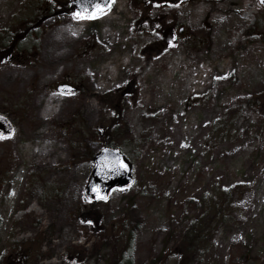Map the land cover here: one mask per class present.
Returning <instances> with one entry per match:
<instances>
[{"label": "rangeland", "instance_id": "374dc122", "mask_svg": "<svg viewBox=\"0 0 264 264\" xmlns=\"http://www.w3.org/2000/svg\"><path fill=\"white\" fill-rule=\"evenodd\" d=\"M64 2L0 0V39L12 26L27 31L16 48L0 51V112L16 125L12 137L0 139V258L5 264H154L166 256L164 264H177L171 252L194 219L195 198L216 187L243 193V221L221 232L205 261L264 264V95L256 109L242 103L228 140L211 153L202 150L211 147L204 140L219 113L242 94H264V6L258 0H153L151 6L114 0L109 13L78 20ZM152 9L160 27L143 24ZM173 24L169 43L163 35ZM90 40L98 47L91 62ZM82 48L85 58L78 61ZM231 72L234 82L216 86L215 78ZM81 77L88 94L57 93L61 83L80 86ZM122 89L128 97L119 101ZM108 91L118 103L104 110L101 96ZM79 106L89 125L125 120L136 138L121 146L134 184L96 205L97 213L107 210L102 221L87 210L83 193L99 128L85 148L62 130ZM125 218L130 251L115 262L111 238ZM15 246L22 257L14 260Z\"/></svg>", "mask_w": 264, "mask_h": 264}, {"label": "trees", "instance_id": "16d2710c", "mask_svg": "<svg viewBox=\"0 0 264 264\" xmlns=\"http://www.w3.org/2000/svg\"><path fill=\"white\" fill-rule=\"evenodd\" d=\"M66 5V12L71 16L72 8L70 6L69 0H64ZM147 1L146 5L150 3L151 6L153 0H145ZM200 1V0H199ZM148 6V5H147ZM153 10V9H152ZM151 12H144L143 16H151ZM43 13H46L43 11ZM53 12H50L51 15ZM148 13V15H147ZM48 15V16H49ZM16 26H12V28H8L5 33H1L0 39V51H3L4 48H8L11 45V48H16V45L20 42L18 39L21 35L24 34V31L21 27H19L18 32L14 28ZM95 29V28H93ZM89 43V42H88ZM200 44V43H198ZM89 47L88 44H86ZM90 46L93 47V52L85 53L86 58L90 60L95 57V53H97L98 47L95 44V41L90 40ZM86 48V47H84ZM76 52L77 60L79 61L83 57V49ZM85 58V57H83ZM87 63V64H90ZM81 83L79 93L73 96H78L80 94L86 95L89 92V88L81 77ZM234 82L235 78L233 72H231L225 78L219 76L214 79V83L216 86L221 82ZM84 82V83H83ZM129 91L130 87L126 88ZM126 89H122L120 91L119 99L116 96L108 91L102 94V103L105 105L104 110H107L109 105H114L118 103V100H125L127 96ZM210 93L207 92L204 94L202 105L205 106L208 104ZM264 94L259 93H248L242 94V101L238 102L237 105H232L229 108H225L221 113L216 116V119L213 124H211L209 128L210 138L209 140H204L205 143L211 145V147H203L202 150L206 153L212 152L214 149L218 147L219 144L228 140V137L232 135L237 129L238 120L241 116V112L244 111L242 108V103L245 104L249 109H256L257 106H260V98ZM118 99V100H117ZM193 99V98H191ZM198 98H195V103L198 102ZM123 104V103H122ZM17 108V106H14ZM0 113L9 117L8 113L5 111H1ZM118 118V117H115ZM264 120V116L262 117ZM76 120L81 121L79 125L75 124ZM99 128L100 133V142L98 143V150L102 147H113V148H121V146L125 143L134 144V137L132 133V128L127 124L125 120L114 122V119H111L110 122H107L105 126L99 127V124L89 125L87 121L83 117V113L81 107L74 110V116L67 121V126H65L62 130L64 134L67 136H74V140L78 141V145L82 146V148L86 147V143L89 141H94L97 132L96 130ZM87 129H90L87 131ZM105 134H108L106 137ZM137 142H142L140 139ZM206 149V150H205ZM210 152V153H211ZM93 154H91L92 158ZM209 153V154H210ZM132 163V162H131ZM243 193L239 194L237 191H233V189H213V191L202 193L195 198L194 203L198 206V209L195 210L194 219L187 223L181 231V236L179 237V241L176 247V250L171 252L172 257H178L177 264H199L202 261H205L209 256H211L214 252V245L217 244L219 239V235L224 230H229L234 226L241 225V198ZM85 200V199H84ZM88 205L87 210H89L92 214H94L95 219L109 218L107 216V210L103 212V214L97 213L96 205L104 204V202L98 203H89L85 200ZM81 205V204H79ZM89 216L90 214L87 213ZM126 218L124 220V224L119 226V229L115 231L114 236L111 240H114L115 247L117 252L115 253L114 261H119V257L125 251H130V242H131V234L126 226ZM16 247V246H15ZM13 248L16 252H13L15 256L11 257V259H16V255L22 257L19 251V247ZM10 258V257H9ZM168 259L166 256H160L155 260L154 264H164ZM5 257L0 258V264H5ZM206 264H208L205 261Z\"/></svg>", "mask_w": 264, "mask_h": 264}, {"label": "water", "instance_id": "95a60500", "mask_svg": "<svg viewBox=\"0 0 264 264\" xmlns=\"http://www.w3.org/2000/svg\"><path fill=\"white\" fill-rule=\"evenodd\" d=\"M114 0H70L76 19H94L108 13ZM264 5V0H258ZM60 94H74L78 88L70 84H60L56 88ZM15 132V125L0 114V139L9 138ZM133 167L122 150L104 147L94 155L93 169L84 189L85 198L92 203L109 199L113 189H125L133 185Z\"/></svg>", "mask_w": 264, "mask_h": 264}, {"label": "flooded vegetation", "instance_id": "af4514ba", "mask_svg": "<svg viewBox=\"0 0 264 264\" xmlns=\"http://www.w3.org/2000/svg\"><path fill=\"white\" fill-rule=\"evenodd\" d=\"M142 21L151 24V26H153V27H156V26L158 27L162 23V22L159 23V20H156V21H153L152 22V20L149 18V16L146 17L145 19H143ZM176 27H177V25L176 24H173V25L167 26V28H165L167 35H166V33H165V35H163V40L164 41H169L170 43H174L175 40H173V39L176 37V34H175ZM179 33H180V29L178 31V34ZM14 57L16 58V54H15Z\"/></svg>", "mask_w": 264, "mask_h": 264}]
</instances>
